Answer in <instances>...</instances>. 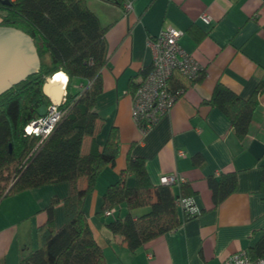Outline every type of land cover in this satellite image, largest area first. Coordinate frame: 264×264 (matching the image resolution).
<instances>
[{"label":"crops","instance_id":"crops-1","mask_svg":"<svg viewBox=\"0 0 264 264\" xmlns=\"http://www.w3.org/2000/svg\"><path fill=\"white\" fill-rule=\"evenodd\" d=\"M12 1V0H10ZM105 32L106 63L101 69L102 92L94 111L103 125L95 137L101 148L111 126L119 134V151L112 167L97 177L85 197L83 212L92 236L108 264H223L240 250H247L264 231V88L244 139L236 138L228 119L208 101L217 84L246 99L264 83V0H85ZM128 2L130 9L124 4ZM209 18L204 23L201 16ZM182 32L178 43L203 71L200 81L187 85L170 111L143 132L130 116L132 80L147 70L152 60L149 40L164 27ZM79 85V83H78ZM89 139L82 142L88 150ZM183 152L182 156L178 152ZM141 158L150 182L173 175L175 194L187 186L197 212L181 224L131 253L119 236L104 223L125 214L98 216L102 194L126 166V157ZM235 173L236 188L213 208L207 179ZM127 187L134 177L125 176ZM66 182L35 187L0 201V264H18L25 251L36 246V230L46 220L51 198L56 229L65 221L62 200Z\"/></svg>","mask_w":264,"mask_h":264},{"label":"trees","instance_id":"trees-1","mask_svg":"<svg viewBox=\"0 0 264 264\" xmlns=\"http://www.w3.org/2000/svg\"><path fill=\"white\" fill-rule=\"evenodd\" d=\"M121 4L122 0H115ZM0 26H10L26 33L33 41L39 57L37 72L0 95V201L12 195L47 184L66 182L69 187L64 206V224L56 229L51 198L45 208L46 220L36 230V246L20 255L18 264H108L102 249L92 236L83 212L85 197L95 187L98 175L115 164L119 151V134L111 126L101 148L95 137L103 121L94 111L96 97L102 92L101 69L106 63L105 32L85 0H12L0 2ZM62 72L67 77L66 110L51 134L36 148L37 139L25 136L23 127L37 116L41 106L50 105L42 92L46 78ZM203 77L199 70L195 79L174 73L170 87L184 91L187 85ZM79 88L71 93L72 82ZM260 83L252 95L240 97L221 84L215 85L209 103L217 107L230 122L237 139L248 133L252 115L258 105ZM131 89V85H130ZM89 139L88 150L82 142ZM132 174L134 185L127 187L126 174ZM213 208L236 188L235 173L209 177ZM175 194L173 185H153L143 160L126 157V166L118 179L102 194L98 216L105 211L125 207L104 223L112 236L134 253L150 240L176 229L181 224L176 202L191 194L182 183ZM260 188L264 190V169ZM185 213V217H189ZM255 260L264 258V231L247 250Z\"/></svg>","mask_w":264,"mask_h":264},{"label":"built area","instance_id":"built-area-1","mask_svg":"<svg viewBox=\"0 0 264 264\" xmlns=\"http://www.w3.org/2000/svg\"><path fill=\"white\" fill-rule=\"evenodd\" d=\"M126 10L130 4H124ZM201 20L209 23V18L202 15ZM182 32L170 26L164 27L149 40L152 50V60L147 70H142L131 82V110L130 116L136 126L143 132L152 128L161 117L165 116L182 95L183 90L170 87V80L174 73L187 79H195L201 70L192 56L185 52L178 43ZM55 75V74H54ZM53 75V76H54ZM50 77V78H53ZM67 77L62 86L63 95L60 103L46 107L43 116L32 118L23 127L25 136L37 139L35 148L40 145L53 131L56 124L62 119L66 110L61 108L65 102ZM264 122V117H263ZM179 156L183 152H178ZM178 181L175 176H162L159 184L173 185ZM186 214L193 215L197 209L189 198H179L176 202ZM114 209L105 211V216H111ZM223 264H264V258L251 259L246 250H240L228 256Z\"/></svg>","mask_w":264,"mask_h":264},{"label":"water","instance_id":"water-1","mask_svg":"<svg viewBox=\"0 0 264 264\" xmlns=\"http://www.w3.org/2000/svg\"><path fill=\"white\" fill-rule=\"evenodd\" d=\"M9 4L10 0H0ZM39 68V57L32 39L23 31L0 26V95L25 80ZM42 92L51 104L57 105L63 95L62 86L54 83L52 78H46ZM46 113V106L37 110L38 116Z\"/></svg>","mask_w":264,"mask_h":264},{"label":"bare ground","instance_id":"bare-ground-1","mask_svg":"<svg viewBox=\"0 0 264 264\" xmlns=\"http://www.w3.org/2000/svg\"><path fill=\"white\" fill-rule=\"evenodd\" d=\"M65 77L66 75L62 72L56 73L52 80L54 83H57L59 86H63L65 84Z\"/></svg>","mask_w":264,"mask_h":264},{"label":"rangeland","instance_id":"rangeland-1","mask_svg":"<svg viewBox=\"0 0 264 264\" xmlns=\"http://www.w3.org/2000/svg\"><path fill=\"white\" fill-rule=\"evenodd\" d=\"M78 88H79V86H78V81L74 80V81L72 82V87H71V89H70L71 93L76 92Z\"/></svg>","mask_w":264,"mask_h":264}]
</instances>
